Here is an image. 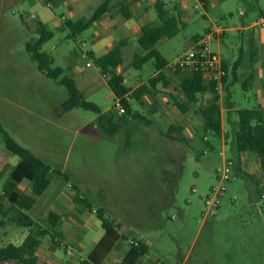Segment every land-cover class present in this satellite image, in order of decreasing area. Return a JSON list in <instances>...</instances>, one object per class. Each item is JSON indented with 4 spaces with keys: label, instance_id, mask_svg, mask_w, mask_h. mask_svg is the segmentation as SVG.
Here are the masks:
<instances>
[{
    "label": "rangeland",
    "instance_id": "rangeland-1",
    "mask_svg": "<svg viewBox=\"0 0 264 264\" xmlns=\"http://www.w3.org/2000/svg\"><path fill=\"white\" fill-rule=\"evenodd\" d=\"M177 1L170 2V9H175L176 14L180 11L176 8L180 7ZM195 2L188 0L191 4L188 22L180 26L178 35L157 46L169 62L183 56L196 43L193 38H203L210 51L216 53L221 49L223 56H227L232 41L230 33L219 44L216 38L207 40L206 32L219 27L231 28L232 23L241 19L236 3L229 9L232 15L226 14L223 18L220 9H209L206 13L195 10ZM237 4L246 11L244 1L238 0ZM41 6L45 8V4ZM53 10L56 15L64 12L56 6ZM33 12L29 2L0 0V124L5 131L53 170L70 176L82 196L105 210L107 219L129 227L128 231L132 232L129 237L149 236L152 260L159 259L164 264H182L184 260L186 264H264V200L256 193V178L239 172L241 156L238 160L233 150L230 129L224 145L219 137L202 130L198 140L188 141L186 158L175 157L159 133L167 129L163 126L157 130L146 129L127 116L121 118L107 80L92 62L91 68L86 66L89 60L83 54L90 52L88 35L92 30L80 37L82 45L79 46L68 32L49 26L47 29L55 33V38L43 50L54 58L53 68H62L69 76L74 68L81 69L76 78L82 98L121 125L116 134L105 125L96 130L99 124L92 122L99 121L100 115L83 109L69 110L67 90L39 72L26 51L27 43L35 38V20H29V13ZM235 53L238 56V50ZM138 54L142 55L143 51L137 40L130 41L121 68L125 85L132 90L140 80L148 82L155 72L152 63L141 69L133 66ZM168 74L172 90L169 102L173 107L187 103L181 89V78L186 74L171 69ZM242 91L241 85L231 91L232 102L238 104L236 108H246ZM198 97L191 105L193 109H201L211 100L204 94ZM151 103L149 97L146 106ZM131 106L146 118H153L137 102L131 101ZM234 117L238 119L237 113ZM7 159L12 164L19 158L6 150L0 133V161ZM229 160L236 162L233 180L226 184L227 192L220 198L215 219L210 218V224L201 225L204 199L211 189L218 188V180ZM6 173L2 172L3 178ZM59 188V185L52 187L35 210L25 214L44 227L48 221L43 217L53 212L51 208ZM80 206L76 205L77 211H82ZM60 210L68 218L70 206L66 204ZM18 215L17 211L6 218L0 215V246L17 243L21 234L24 239L30 233L29 228L16 226L14 220ZM154 215L157 221L151 220ZM157 222L160 225L152 227ZM65 234L80 238L72 232ZM46 239L50 241L49 237ZM133 240L138 241L128 238L123 246L129 248ZM93 242L94 239L90 240L84 256ZM64 251L61 247L57 249L62 259H65Z\"/></svg>",
    "mask_w": 264,
    "mask_h": 264
},
{
    "label": "crops",
    "instance_id": "crops-1",
    "mask_svg": "<svg viewBox=\"0 0 264 264\" xmlns=\"http://www.w3.org/2000/svg\"><path fill=\"white\" fill-rule=\"evenodd\" d=\"M21 1L29 2L31 8L34 9L33 12L34 14L29 13V20H35V24L36 22L39 21L43 23L46 28L51 26L56 31L68 32L62 29L63 23L66 20H70L73 23L88 20L93 15L95 10L105 0H21ZM237 1L238 0H196L195 2L196 4L194 7L195 10L202 9L203 12L205 13L208 12L209 9H220L222 12V17L225 18L226 14L232 15L230 14L229 9L232 8V5L236 3L237 13L238 16L241 18V19H237L234 23H232L233 25L231 28L219 27L206 32L207 40H212L213 38H216L218 39V42H220L219 44H221L224 38L227 37L226 33H230V36L232 37L230 48L229 47L227 48L226 57L223 56V52L221 49H218V52L216 53L213 52L220 58L223 67L227 68L228 70L225 84L223 83L222 88H220L218 91L215 89L220 98L223 133L219 138L221 139L223 145L225 144L226 139L230 137V132H229L230 127L234 128L236 126L237 120L235 119L234 114L237 113V111L244 109H248V110L259 109L264 112V0H241L246 3L245 12L241 8H239V4H237ZM120 2L123 3L124 6L132 12L133 14L132 19L126 20L124 16L119 12ZM170 2L171 0H163V3L165 4L166 16L178 17L180 21V26L185 25L188 22V10L191 8V4L187 3L188 0H178L177 5L180 7H176V8H179L180 11L179 13L176 14L175 9L174 10L170 9ZM42 4H45V8L41 6ZM112 5L113 6L111 12L108 15H106L102 20L95 22L93 26L88 31L85 32L88 33L90 32V30H92V32L89 33L88 35V41L91 45V49L90 52H88L87 56L89 60L88 62L90 63L92 62L93 64H95L94 61L89 58L90 53H93L95 58H100L106 55L109 51H111L116 45H118L122 41L127 42V45L123 50L125 51L126 49L129 48L130 41L135 42V40H137L138 42L141 28L143 26L148 24H155V25L161 24V21L159 20L158 13L155 8L156 5L155 0H113ZM55 6L60 9H63L64 12L61 15H56L53 10ZM82 35H80L77 39H75V41H77V44L79 46L82 45L80 41V37ZM54 38L52 40H54ZM194 39L196 38L192 39L193 42H195ZM197 39L198 41H202V40L206 41L203 38H197ZM168 40L169 39L160 41L156 45V49L157 46L167 42ZM235 50H238V56L236 55ZM239 58H241V67L237 71L236 77H234L231 74V69L234 63ZM167 62H168V66L162 71V73H164L165 75V79L158 84L156 90L153 91L152 95H146L143 98L142 104L138 103L140 108L145 113H147L149 116H153L152 118L153 120L150 118H146L144 114H141L139 111H135L133 108L132 109L134 112L140 113L149 122H151V125L148 126L142 122L136 121L137 124L140 125V127L142 126L145 127L146 129H152V130L161 129L162 126L167 130L172 126L180 127L182 129V133H183L182 135L187 140V143L174 142L170 139L163 137L160 133L161 131L159 133L162 136L161 138L165 140V143L168 142L166 143L167 150H170V153L172 155L174 154L175 157L180 156L181 158L182 157L186 158V155L189 150L188 141L191 142L193 141V139L198 140L201 131L202 130L204 131L203 129L204 121L201 116V110L204 107L201 109H193L191 104L189 105V111L187 113H181L176 105L175 107H173V105L169 102V98L171 97L170 93L172 90L170 85V75L168 74V71H169V66L175 61L173 62L167 61ZM92 63H91V67H92ZM149 63H152L155 69L154 63L153 62H149ZM81 72H82L81 69L74 68L72 70V76H70L76 81L77 85L78 82L76 77ZM98 72L101 74L99 68H98ZM117 72L122 75L124 74L122 73L121 67L117 69ZM251 74L254 75L253 85L251 88H247V87L244 88L243 85ZM64 75H68V74L64 72ZM157 75L158 72L155 69V72L151 78H154ZM103 78L107 80V85H108L109 78L105 76H103ZM124 83H126L125 77H124ZM147 83H148L147 81L140 80V83L133 90H136L140 86ZM205 83L207 85H210L209 83H207V81ZM160 84L161 87L159 86ZM239 85L242 86L243 94L241 95V97L242 99H244V104L246 108H236L238 104L235 101L232 102L233 96L231 91L235 90L236 87ZM204 95L206 96V98H209V100L211 99L210 97H208L209 95H211V93H207ZM149 97L152 98V103L149 104V106H146ZM131 101L132 100L129 101L130 104ZM116 106H118L117 99H116ZM105 114L106 113L101 110L99 121L96 120L92 122V124H99L96 130L100 128V125L102 126L104 125L100 120L101 117L106 116ZM119 114L121 115V118H124V116L131 118L128 115L125 114L122 115L120 111ZM109 120L111 121L112 124H116L115 120L111 116H109ZM118 125L120 124L118 123ZM91 130L96 131L93 130L92 128ZM19 163H20V158L14 161L12 164L8 162V159L5 161H0L1 187L9 180L11 171ZM235 166H236V162H234V167ZM5 171H7V173L6 176L3 178L2 172ZM56 171L57 170L52 169L51 178H50L51 183L49 188L44 193V195H42L41 197H39V199H37L35 206L29 212L35 210V207L39 205V200L40 201L43 200L47 192H49V190L52 187L59 185L60 188L57 192L58 195L57 197L54 198V202L51 208V211L53 212L50 213H55L60 216V221L58 224L59 226L57 228V231L61 234V238L56 239V243H54L49 235L43 237L39 236L38 232L40 231L44 230L51 232L49 228V224L47 222L46 225L42 227V225H40L39 223H37L35 220L32 219L36 223V225L31 229L29 228L30 233L26 236V238L23 239L21 234V237H18L17 239V243H13V245L20 247L25 243L28 237L32 236L38 240L36 256L38 258L39 264H81L82 262L88 259L89 255L95 249L97 244L102 240V238L105 235V231L103 229L102 222L98 219L97 215L94 212L93 213L89 212L88 210L84 209L82 206L74 202L76 194L73 190V186H77V185L72 182L71 177L69 176L70 180L67 181L64 179V177L60 176ZM242 171H244L246 176L248 177L254 176L256 178L257 181L255 184L256 193L258 194L259 199L262 200L261 195L264 193V171L261 168L260 159L251 152H246L242 154L239 163V172ZM18 192L21 194L24 193L30 195L31 193L30 183L28 181L22 182L18 187ZM193 192H195V190H193ZM82 197L85 198L84 196ZM66 204H68L71 209L68 212V218L66 217V214H63V212L60 210V208L65 207ZM76 205L82 207V211H77ZM72 209L74 211L73 214H72ZM50 213L47 212L43 218L46 217V219H48ZM154 217L155 215L151 217V220L157 221L156 217L155 218ZM210 222L211 221L208 220L206 222H203L201 225L208 223L210 224ZM118 223L121 224L120 222ZM121 225L122 227L119 230V233L122 236H124L127 240H120L116 244V246L112 249V251L110 252V254L107 256V258L104 260L102 264H113L115 261L117 262L116 264L120 263L130 249V247L127 248L123 246V243L125 242L127 243L128 238L138 240L136 242L139 243L140 242L145 243L148 247L151 246V242H149V236H144L141 238L136 236L129 237L128 234L130 233L132 234V232L128 231L129 227L124 226L123 224ZM159 225L160 223L157 222L154 223L152 227H158ZM63 226H66L65 230H63L62 228ZM66 232L67 233L72 232L75 235H80V238H73L70 236V234L68 235L65 234ZM47 237L50 238V241L46 239ZM89 239L91 241L94 239L95 242H93L90 249H88V251L86 252L87 255L84 256L83 251L87 249V245H89L90 242ZM57 242L59 244H57ZM59 246L65 250L64 251L65 259H62V257L58 256L57 249L60 248ZM1 247H5V246H1ZM68 251H71V254H68ZM139 264H164V263L161 262V260L159 259L152 260L150 256V252H148L140 260ZM182 264H186L185 260L182 262Z\"/></svg>",
    "mask_w": 264,
    "mask_h": 264
},
{
    "label": "trees",
    "instance_id": "trees-1",
    "mask_svg": "<svg viewBox=\"0 0 264 264\" xmlns=\"http://www.w3.org/2000/svg\"><path fill=\"white\" fill-rule=\"evenodd\" d=\"M155 1V8L161 24H148L141 28L138 43L143 54L135 56L133 66L136 69H141L149 62H153L158 72L156 77L151 78L147 84L140 86L136 90H132L125 85L123 75L117 72V69L123 65V50L127 45L125 41L120 42L111 51L100 58H95L93 53L89 54V58L94 61L96 66L100 69L101 74L109 78L108 87L115 98L120 101L121 106L125 110V115L148 126L151 125V122L140 113L134 112L129 101L132 100L142 104L143 98L146 95H152L158 84L165 79V75L162 71L168 66V62L156 49V45L162 40L175 38L180 31L179 18L166 16L163 0ZM112 2L113 0H105L86 21L73 23L70 20H66L63 23L62 29L68 31L72 39H77L80 35L88 31L95 22L102 20L111 12L113 6ZM119 12L126 20L133 18L132 12L121 2L119 3ZM35 35L36 37L27 43L26 51L30 55L31 60L37 65L39 72L44 74L47 78L57 81L67 90L70 97L68 102L69 110L83 109L100 115L101 109L97 105L85 101L80 94L76 81L72 77L64 75L62 68H53L54 58L44 52L43 48L54 38V32L49 31L43 23L38 21L36 22ZM194 41L197 42L198 39L196 38ZM240 67L241 58L234 63L231 69V74L234 77H236ZM223 68L228 74L227 68ZM177 73L182 74L181 71H177ZM226 79L227 77L223 81L224 84ZM253 82L254 75L251 74L244 83V88H251ZM181 89L187 99V103H178L176 105L181 113H187L189 111V105L196 103L199 95L211 93V100L208 105L201 110V116L204 121L203 129L206 133H212L220 137L223 133L221 105L219 95L215 90V85H207L203 74L201 72H195L191 76H182ZM237 117L236 126L234 128L230 127L233 139V150L238 156V160L240 156L246 152L255 154L260 159L261 168L264 171V112L259 109H244L237 111ZM100 121L111 129L112 134L117 133L121 128V125L112 124L107 115L101 117ZM0 133L4 137L6 150L20 158V163L11 171L9 180L0 188V215L6 218L12 212L17 211L19 215L17 219L14 220L16 226H23L31 229L36 223L26 215L25 212L31 211L37 199L44 195L49 188L52 168L39 159L33 152L15 141L5 131L1 124ZM160 133L163 137L174 142L187 143V140L182 135V129L180 127L172 126L167 131H161ZM232 162L234 163L235 161ZM56 172L64 177L65 180H70L68 175L59 171ZM25 181L30 183V195L18 192V187ZM73 190L76 194L74 202L81 205L89 212H94L102 222L105 231L102 240L97 244L88 259L81 264H102L120 240H127L119 233L122 225L107 219L105 210L95 207L92 202L83 198L77 186H73ZM47 221L51 232L43 230L38 232V235L42 237L49 235L52 241L56 243V239L61 238V234L57 231L60 216L55 213H50ZM2 224L4 223L2 222ZM37 247L38 240L32 236L28 237L25 243L20 247L13 244H9L5 247L0 246V264L15 261L21 264H39L36 256ZM148 252L149 247L145 243L140 242L138 246L130 245L129 251L118 264H139L140 260Z\"/></svg>",
    "mask_w": 264,
    "mask_h": 264
},
{
    "label": "built area",
    "instance_id": "built-area-1",
    "mask_svg": "<svg viewBox=\"0 0 264 264\" xmlns=\"http://www.w3.org/2000/svg\"><path fill=\"white\" fill-rule=\"evenodd\" d=\"M83 57L88 59L86 54H83ZM86 66L91 67V63L88 62ZM169 69L174 72L181 71L187 76H191L195 72H201L205 82L207 81L210 85L214 84L217 91L222 88L223 81L227 77V73L223 68L220 58L210 51L208 42L203 40L194 43L183 56L179 57L169 66ZM118 107L120 108V113L122 115L125 114V110L121 106L119 100ZM95 126L96 125H94V127ZM233 167L234 163L232 161H227L225 163L221 178L218 180V188L211 189L210 194L205 197L204 222L216 216L221 204L220 198L227 192L226 184L233 180ZM262 198L264 200V194ZM130 243L134 246L139 245L136 241H131ZM68 254H71V251H68Z\"/></svg>",
    "mask_w": 264,
    "mask_h": 264
}]
</instances>
